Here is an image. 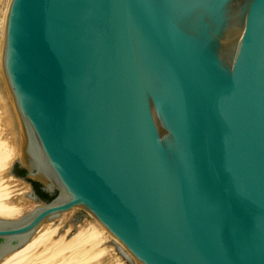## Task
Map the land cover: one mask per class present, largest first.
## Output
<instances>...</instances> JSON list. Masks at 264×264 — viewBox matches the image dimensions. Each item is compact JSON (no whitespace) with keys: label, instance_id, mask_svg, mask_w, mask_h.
<instances>
[{"label":"water","instance_id":"water-1","mask_svg":"<svg viewBox=\"0 0 264 264\" xmlns=\"http://www.w3.org/2000/svg\"><path fill=\"white\" fill-rule=\"evenodd\" d=\"M0 72L38 201L0 257L79 208L136 264H264V0H7Z\"/></svg>","mask_w":264,"mask_h":264},{"label":"bare ground","instance_id":"bare-ground-1","mask_svg":"<svg viewBox=\"0 0 264 264\" xmlns=\"http://www.w3.org/2000/svg\"><path fill=\"white\" fill-rule=\"evenodd\" d=\"M6 3L7 0H2L0 7V38ZM19 154L20 126L0 72L1 218H18L38 204L37 200L23 195L25 191L30 190L29 183L8 172L13 159ZM59 217L57 218L60 219ZM90 218L89 228L74 230L70 235L68 231L71 227L68 226L60 232L62 229L56 219L42 221L26 241L0 257V264H85L106 249L115 251L112 253L117 254L118 257L115 256L119 258V264H136L121 243L92 216ZM103 243L105 246H100Z\"/></svg>","mask_w":264,"mask_h":264},{"label":"rangeland","instance_id":"rangeland-1","mask_svg":"<svg viewBox=\"0 0 264 264\" xmlns=\"http://www.w3.org/2000/svg\"><path fill=\"white\" fill-rule=\"evenodd\" d=\"M0 7H2V0H0ZM90 217H91V215L88 214L87 212H85L84 210L79 209V208H75V209L71 210L70 212H66V213L62 214L59 217L60 219H58L56 217V218H54V220L56 219V222L58 223L60 229H62V230H60V232H63L64 228H67L68 226H70L71 228L68 231V233H69L68 235H70L74 230H77L80 228H83V229L89 228L90 227L89 219H91ZM58 221H60L61 223ZM74 223H75V225H74ZM78 223L80 226L78 225ZM100 246H105V243L101 244ZM112 251H114V250L110 251V250L106 249L99 256L94 257L96 259L91 258L89 261H87L88 263H85V264H119V263H121L119 258H117L118 257L117 254L116 253L114 254L115 251L113 253H112ZM115 258H117L118 260ZM121 260H123V259H121Z\"/></svg>","mask_w":264,"mask_h":264},{"label":"trees","instance_id":"trees-1","mask_svg":"<svg viewBox=\"0 0 264 264\" xmlns=\"http://www.w3.org/2000/svg\"><path fill=\"white\" fill-rule=\"evenodd\" d=\"M19 172H22V170L19 169ZM34 184H35V186H36V189H37L38 193H40L41 195L45 196L46 198H50V196H49L48 194L44 193L43 191H41V190L39 189V185H38L37 183H34Z\"/></svg>","mask_w":264,"mask_h":264}]
</instances>
